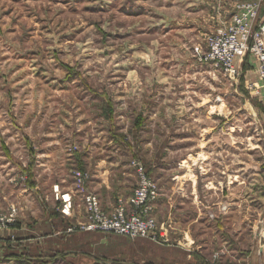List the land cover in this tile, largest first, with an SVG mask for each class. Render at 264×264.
Segmentation results:
<instances>
[{"label": "rangeland", "instance_id": "rangeland-1", "mask_svg": "<svg viewBox=\"0 0 264 264\" xmlns=\"http://www.w3.org/2000/svg\"><path fill=\"white\" fill-rule=\"evenodd\" d=\"M226 1L216 5L215 0H0V199L6 202H1L0 210L10 205L18 210L16 223L0 231V237L16 228L19 208L34 203L39 195L35 186L48 188L39 195L47 210L61 201L53 192L61 176L83 205L82 193L75 190V171L89 174L82 188L96 195L87 187L92 170L77 158L86 149L106 151L105 143L120 148L122 169L128 173L123 188L108 192L114 203L106 212L114 210L119 198L133 193L135 160L158 186L153 216L159 223L171 227L184 218L203 221L200 226L176 227V236L165 244L174 239L186 243L185 232L195 241L200 234L236 236L235 230L241 229L260 245L264 146L258 144L264 139V88L259 91L258 83L262 81L255 67L252 81L243 65L238 77L229 78L219 68L200 64L193 53L195 46L205 48L207 36L228 22L235 6L245 0L233 6ZM55 139L72 156V165L66 162L63 171V164L42 167L37 162L41 142ZM3 170L28 189L27 197L12 193L8 197L12 183ZM196 172L208 191L197 199L189 194V178L195 179ZM219 204H228L227 214L217 212ZM202 205L215 214L213 219ZM216 222L222 224L220 231ZM60 223L58 233L63 235L90 233L96 241L106 237L105 247L94 245L107 250L110 256L97 257L106 264L150 259L144 255L150 253L148 238L68 233L71 224L64 219ZM44 229V235L51 233V228ZM171 248L173 255L180 253ZM3 252L0 245V255ZM70 263L82 264V259L74 256Z\"/></svg>", "mask_w": 264, "mask_h": 264}, {"label": "crops", "instance_id": "crops-1", "mask_svg": "<svg viewBox=\"0 0 264 264\" xmlns=\"http://www.w3.org/2000/svg\"><path fill=\"white\" fill-rule=\"evenodd\" d=\"M220 1L223 2L224 0H215L216 5L218 4V2L220 3ZM236 1L239 0H227L225 4L227 6H233ZM262 1L264 10V0ZM241 65H243L242 67H244L245 69L247 68L245 72L246 76H248L249 78V81L254 80L256 78V75L253 71V68L255 67L254 60L251 57L247 56L244 59L243 64ZM262 124V127L264 129V118ZM41 143L43 144H40V147L38 146V152L40 154L38 156L37 162L38 164L42 165V167L48 166L50 163L56 164L57 166L63 164V171V167L66 162H68L69 165H72V156L62 150V142L60 139H55L48 142L44 141ZM110 145L113 144L107 145L103 143L104 148L106 147V151L104 149H86L85 151H82L80 157L77 158L81 165L84 164L86 167L92 170V180L88 183L87 187L89 191L94 192L97 197H99L98 199L104 210H110L114 203V197H108V192L112 189L117 190L119 188H123L125 186V183L123 181L128 175V173L122 169L125 161L121 157V155H119L120 148ZM258 145L263 147L264 139L263 142ZM90 146H93V143ZM109 147H111L110 150H108ZM207 171L208 168L206 167V172ZM184 173L185 175H187L188 170H185ZM2 174L8 175L6 176L7 180L12 183L8 186V197L11 196V193L15 197H25L28 194V189H26L25 186H21V184L19 185V182H13L14 180H16L15 177L9 178V172H5V170H3ZM189 179H192L191 182H189V185L191 184V190H189L190 195H193L197 199L199 198L198 196H203L208 193V191L204 192V188L202 187L201 183L198 182V180H201V178L198 177L197 172L195 175V179H193L192 177H190ZM7 180L5 182H7ZM36 182L38 184V181ZM56 183L59 184V188L56 187V189H58L60 193L61 191H63L62 193L67 192L71 196L72 206L69 210V213L67 214L68 216H65L61 213V201H55L53 203V210H47L46 206L39 199V195L42 196L43 191L45 192V190L48 188L35 186L34 193L37 194L38 192L39 195H36V200H34V203L32 202L28 204V208H26V206H21L19 208L20 214L16 228L14 230L3 232L1 234L0 245L4 248L5 251L0 255V258L2 257L1 259L3 264H22L23 262H30L35 260L46 261L50 264H71L70 260L74 256H78L80 259H82V264H106V262L104 263L97 260L101 255L106 258L110 256L108 255L106 249L101 248L107 245L106 237L103 238L102 236H100L102 238H98V240L96 241L92 240L90 233H73L71 235H63L58 233L60 232L59 228L62 227V224L60 223L62 219H64L66 222L68 221L69 225L78 224V222L84 220V211L83 205L81 206L82 202L79 196H77L71 190V185L67 186V184H65V182L63 181V176H61L59 178V181L55 182L53 185H57ZM198 183L199 187L197 186ZM59 189H61V191ZM210 192L214 193L211 190ZM9 201H11V199L8 200V202ZM1 202L6 203L1 200V207ZM79 202L81 204H79ZM6 207L7 204L5 205V208ZM201 209H207L206 214L209 212L208 206L203 207L202 205ZM183 211L185 213L186 207H183L181 209V213H183ZM199 214L200 213H198V215ZM215 220L216 219L212 221ZM156 221L158 226L162 228L160 232L168 239L176 236V227L183 226L184 228H188L196 223L198 226L203 225L202 219L199 220V218H184L181 219V222H179L178 224L174 223L173 226L171 225V227L169 226V223H166L164 221L159 223L158 219ZM220 223H215V226L218 227L217 231H220L219 228L222 227V224ZM44 226L46 228H51V230L49 231L51 233H48V235H44L46 234ZM167 227H170V232L168 231ZM172 230H174L175 232H173ZM9 233L12 235V237H10ZM220 233L224 232L221 230ZM235 233H237L236 236L232 234L221 237L213 233L209 235L200 234L199 236L195 237L196 240L194 241L191 237L188 236L189 233L185 232V238H183V240H187L185 241L186 243L174 242L175 239L174 241L170 240L169 244H161L150 240V253L144 254L147 258L150 259L146 260L145 262L142 261L140 264H264V250L261 251L260 245L258 244L259 242H257L256 237L254 235L251 239L245 237V232L241 229L235 230ZM202 235H205V237ZM10 238L12 239L10 240ZM188 239L190 242H188ZM202 239H210V241H202ZM206 242L209 243V248H206ZM95 243L98 245H101L103 243V246H98L99 248L96 246L95 248ZM193 243L194 245L192 246ZM173 246L176 247L180 251V253H178L177 255H173L171 253L173 252V249L171 248ZM211 246H213V248H211ZM32 248H36V250L34 249V251H32ZM210 248L212 249V251L207 252L208 250H210ZM28 251L31 252L30 254H32L29 255V257H27L26 255ZM215 253H217L218 256L214 259L213 254ZM137 255L138 254H136V256ZM138 258L139 256L136 259ZM134 264L139 263L134 262Z\"/></svg>", "mask_w": 264, "mask_h": 264}, {"label": "built area", "instance_id": "built-area-1", "mask_svg": "<svg viewBox=\"0 0 264 264\" xmlns=\"http://www.w3.org/2000/svg\"><path fill=\"white\" fill-rule=\"evenodd\" d=\"M230 18L207 36L204 49L200 46L193 48L195 58L200 64L212 65L221 69L229 78H235L239 75L242 61L247 56L251 57L255 62L258 78L262 81L258 83L260 91V88H264L263 1L245 0L238 3ZM132 166L137 175V185L129 198L117 200L114 210L110 213L101 208L96 195L84 193L82 186L89 179V174L74 172L75 190L83 195L85 219L77 225H70L67 229L68 233L76 230L99 231L129 238H148L157 243L168 242V238L160 232L162 228L158 226L153 216V202L158 196V186L139 162L132 161ZM54 189L55 198L62 202L61 212L68 214L72 203L71 196L68 193L61 194L58 189ZM217 209L219 214L225 215L229 206L219 204ZM17 213L18 210L13 205L8 206L5 211L0 210V231L16 223ZM208 216L213 219L215 214L208 212ZM259 220L262 251L264 250V211ZM217 256V253L213 254L214 259Z\"/></svg>", "mask_w": 264, "mask_h": 264}]
</instances>
